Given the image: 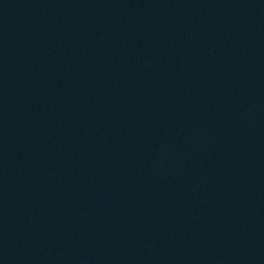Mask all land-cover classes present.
Here are the masks:
<instances>
[{
    "label": "water",
    "instance_id": "95a60500",
    "mask_svg": "<svg viewBox=\"0 0 264 264\" xmlns=\"http://www.w3.org/2000/svg\"><path fill=\"white\" fill-rule=\"evenodd\" d=\"M0 264H264V0H0Z\"/></svg>",
    "mask_w": 264,
    "mask_h": 264
}]
</instances>
